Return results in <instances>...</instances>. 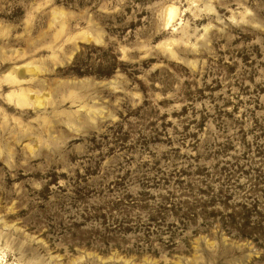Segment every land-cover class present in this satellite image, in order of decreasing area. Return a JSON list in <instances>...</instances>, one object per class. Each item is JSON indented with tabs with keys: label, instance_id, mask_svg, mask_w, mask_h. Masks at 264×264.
Here are the masks:
<instances>
[{
	"label": "rangeland",
	"instance_id": "1",
	"mask_svg": "<svg viewBox=\"0 0 264 264\" xmlns=\"http://www.w3.org/2000/svg\"><path fill=\"white\" fill-rule=\"evenodd\" d=\"M0 264H264V0H0Z\"/></svg>",
	"mask_w": 264,
	"mask_h": 264
},
{
	"label": "bare ground",
	"instance_id": "2",
	"mask_svg": "<svg viewBox=\"0 0 264 264\" xmlns=\"http://www.w3.org/2000/svg\"><path fill=\"white\" fill-rule=\"evenodd\" d=\"M167 14L170 16V17H174L173 15H174V10L172 9V8H169L168 10H167Z\"/></svg>",
	"mask_w": 264,
	"mask_h": 264
}]
</instances>
